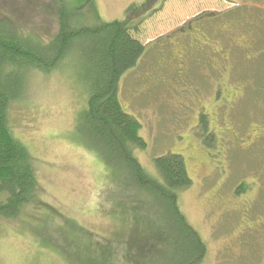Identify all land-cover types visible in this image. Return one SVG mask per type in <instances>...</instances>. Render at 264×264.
I'll use <instances>...</instances> for the list:
<instances>
[{
  "label": "rangeland",
  "instance_id": "obj_1",
  "mask_svg": "<svg viewBox=\"0 0 264 264\" xmlns=\"http://www.w3.org/2000/svg\"><path fill=\"white\" fill-rule=\"evenodd\" d=\"M72 1L79 10L87 7L83 0L67 3ZM93 1L97 13L86 8L84 23H94L97 17L124 19L130 5L146 0ZM262 2L155 0L151 11L145 8L134 15V22L142 20L137 37L149 46L137 65L121 77L119 99L141 124L146 147L135 154L146 170L155 173L154 158L169 152L185 159L193 182L181 192L179 202L206 244L201 264H264V139L246 148L240 142L246 133L235 130V113L214 109L212 116L209 111L217 98L212 94L214 84L228 75L230 82L248 87L247 100L236 113L238 120L264 134V64L258 59V52H264ZM57 4L58 0L55 4L53 0H0V17L46 40L57 31ZM196 17L211 21L207 27L214 45L220 40L215 32L218 26L249 34L253 60L239 61L227 71V65L216 62L214 48L204 47L203 40L192 36L193 28L179 31ZM77 74V67L73 64L72 69L67 62L49 74L32 71L24 96L9 108L11 128L35 158L41 197L61 217L40 224L43 213L32 215L29 210L14 220L0 219V264H75L50 241L38 239L40 232H52L51 236L62 239L66 253L81 251L88 237L73 226L70 237L63 239L60 232L67 229L66 219L73 218L79 227L102 238H111L115 229L108 208L103 211L107 201L100 198L106 184L104 167L76 143L73 127L84 105ZM221 131L228 137L219 145ZM241 184L248 190L237 194ZM249 200L253 202L248 208Z\"/></svg>",
  "mask_w": 264,
  "mask_h": 264
},
{
  "label": "trees",
  "instance_id": "obj_2",
  "mask_svg": "<svg viewBox=\"0 0 264 264\" xmlns=\"http://www.w3.org/2000/svg\"><path fill=\"white\" fill-rule=\"evenodd\" d=\"M154 1L130 5L124 19L102 21L97 17L94 23H84L86 8L97 13L95 1L83 0L87 7L79 10L74 1L58 0L57 31L46 40L0 17V219L14 220L29 210L32 215L43 213L40 224L61 217L41 197L35 158L11 128L9 108L24 96L30 72L49 74L66 62L72 69L73 64L77 67L84 105L73 127L76 143L104 167L106 184L100 198L107 201L103 211L108 208L115 229L111 238H102L79 227L73 218L66 219L67 229L60 232L63 239L70 237L73 226L88 237L81 251L69 254L59 235L40 232L39 241H50L75 264H201L206 256L204 240L180 208V194L193 182L184 157L173 152L157 156L155 173L146 170L135 154L146 147L141 124L119 99L121 77L137 65L149 46L137 37L142 20L134 22V15L145 8L151 11ZM260 61L264 63V56ZM234 113L235 130L243 132L246 125L238 120L239 111ZM201 120L206 123L203 115ZM259 139L264 134L255 142ZM245 189L246 184H241L236 192ZM248 202L249 208L253 200Z\"/></svg>",
  "mask_w": 264,
  "mask_h": 264
},
{
  "label": "flooded vegetation",
  "instance_id": "obj_3",
  "mask_svg": "<svg viewBox=\"0 0 264 264\" xmlns=\"http://www.w3.org/2000/svg\"><path fill=\"white\" fill-rule=\"evenodd\" d=\"M227 1H235V0H227ZM245 1V0H243ZM247 1V0H246ZM254 1V0H252ZM262 4L264 5V0H262ZM206 15H213L217 16V14H206ZM193 21H196L193 23ZM205 22V23H204ZM198 20V18H193L190 22H188L185 26L179 29V31H185V28L189 30L193 28L192 36L194 38H199L204 41V47L207 48H214V52L216 54V62L222 63V67H225L227 71L231 72L234 65L242 62H251L254 58L252 52V37L244 31H238L235 28V31L229 30L230 28H223L224 26H218L215 32L219 36V41H217V45H214V40L210 37L211 34L208 32L209 29L207 27L208 23L211 21L205 20ZM213 35V34H212ZM169 36V35H168ZM264 56V52H258V59L260 60ZM262 63V62H261ZM264 64V63H263ZM208 67V65L206 66ZM210 69H214L212 66ZM232 73H230L231 75ZM234 78V75L232 79ZM231 78L226 75L217 82V88L213 91V93L217 96L216 102L213 101L214 106L213 108L210 107L209 111L210 114L213 116L215 113L213 112L214 109H219L223 113L228 112H235L237 111L243 103L247 100V92L245 85L242 86L238 82H230ZM212 93V94H213ZM215 129L214 127L212 128ZM215 132V130H214ZM246 133L242 136L241 144L243 146L248 147L250 143L255 142V138L260 135L259 128H251V126H247L246 130L240 132V135ZM227 132L221 131V134L218 136L219 145H222V142H226L225 138H227ZM224 140V141H223ZM235 141V140H233ZM196 162V159H194ZM249 203V202H248Z\"/></svg>",
  "mask_w": 264,
  "mask_h": 264
}]
</instances>
